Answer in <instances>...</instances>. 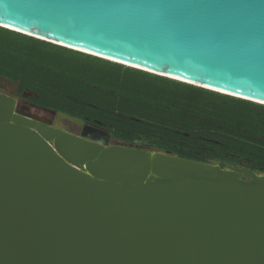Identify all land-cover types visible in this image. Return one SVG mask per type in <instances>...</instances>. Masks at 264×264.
<instances>
[{
	"label": "water",
	"instance_id": "95a60500",
	"mask_svg": "<svg viewBox=\"0 0 264 264\" xmlns=\"http://www.w3.org/2000/svg\"><path fill=\"white\" fill-rule=\"evenodd\" d=\"M0 27L264 105V0H0ZM0 264H264V172L75 134L0 91Z\"/></svg>",
	"mask_w": 264,
	"mask_h": 264
},
{
	"label": "trees",
	"instance_id": "16d2710c",
	"mask_svg": "<svg viewBox=\"0 0 264 264\" xmlns=\"http://www.w3.org/2000/svg\"><path fill=\"white\" fill-rule=\"evenodd\" d=\"M0 77L37 105L98 122L112 139L264 172V105L0 27Z\"/></svg>",
	"mask_w": 264,
	"mask_h": 264
},
{
	"label": "rangeland",
	"instance_id": "374dc122",
	"mask_svg": "<svg viewBox=\"0 0 264 264\" xmlns=\"http://www.w3.org/2000/svg\"><path fill=\"white\" fill-rule=\"evenodd\" d=\"M0 91L10 96H14L17 100V109L25 114L36 116L49 124H57L75 134L76 133L85 134L93 130L98 131V133L102 135L105 134V136H107V142L120 143L119 141L114 140V139H112L111 141L110 137H111L112 131L100 125L98 122H88V121L83 120L79 125L72 118L65 117L61 115L58 111L37 105L35 102H33L32 100L28 98V96H30L31 94L28 95L24 93L25 91L20 92V93L18 92L19 91L18 82H12V81H9V80H6L0 77ZM120 144H123V143H120ZM130 146H135V147L145 148V149L146 148H151V149L156 148L155 146L149 145L148 141H146L145 139L135 141L134 143L130 144ZM156 149H159V148H156Z\"/></svg>",
	"mask_w": 264,
	"mask_h": 264
},
{
	"label": "bare ground",
	"instance_id": "6f19581e",
	"mask_svg": "<svg viewBox=\"0 0 264 264\" xmlns=\"http://www.w3.org/2000/svg\"><path fill=\"white\" fill-rule=\"evenodd\" d=\"M70 118H72L75 122H77L79 125H80V123L82 122V120H80V118H77V117H74V116H69ZM85 130V129H84ZM77 134V133H76ZM85 134H87V135H89V136H91L92 138H95V139H97V138H100V139H103L104 141H107V136H105V134L104 135H102V134H100V133H98V131H90V132H87V133H85ZM110 143V142H109Z\"/></svg>",
	"mask_w": 264,
	"mask_h": 264
}]
</instances>
